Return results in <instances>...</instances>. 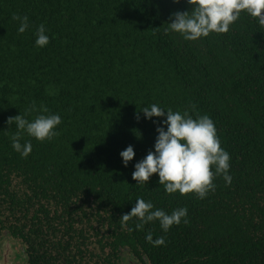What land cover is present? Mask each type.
<instances>
[{
    "label": "trees",
    "instance_id": "16d2710c",
    "mask_svg": "<svg viewBox=\"0 0 264 264\" xmlns=\"http://www.w3.org/2000/svg\"><path fill=\"white\" fill-rule=\"evenodd\" d=\"M191 11L186 0H0V239L20 242L27 264H264V26L242 12L226 34L168 31ZM14 15L29 17L25 33ZM41 24L50 43L38 48ZM34 102L49 111L26 114ZM152 104L214 121L230 185L216 176L205 199L166 194L158 174L136 185L158 135L141 111ZM19 114L60 115L59 135L23 134V158L7 123ZM137 198L168 214L187 207L188 223L136 230L121 218Z\"/></svg>",
    "mask_w": 264,
    "mask_h": 264
},
{
    "label": "clouds",
    "instance_id": "9594fccd",
    "mask_svg": "<svg viewBox=\"0 0 264 264\" xmlns=\"http://www.w3.org/2000/svg\"><path fill=\"white\" fill-rule=\"evenodd\" d=\"M179 2V0H176ZM192 6L191 12H176L170 17L172 20L168 31L177 33L186 41H196L208 37L211 33L226 34L230 27L246 12L264 26V0H186ZM18 23V33H25L29 25L27 15H14ZM47 29L41 24L36 30L35 45L38 48L46 47L50 43ZM166 110V112H165ZM49 110L41 105L36 108L35 102L27 112ZM143 117L158 123V135L154 144V151H149L146 157L135 164L132 179L136 185L144 187L154 174H158L159 184L163 186L166 194L179 193L184 196L194 193L198 198L205 199L208 193L215 188L213 183L216 176H223L226 185H230L232 177L229 175L230 154L221 146L214 121L208 116H198L193 119L187 112H174L157 104L145 106L141 109ZM159 118L158 121L153 118ZM8 125H15L17 131L11 137L12 147L23 158L32 152L30 141L21 144L23 134L37 141H51L57 135L56 130L62 123L58 114L38 115L29 121L19 114L9 118ZM120 156L124 167L135 157L134 147L129 145L121 151ZM214 169V171H213ZM187 207L179 208L166 213L163 209H155L151 201L137 198L135 206L129 213L122 216L127 221L137 218L136 230H142L146 224L159 221L161 230L167 233L173 226L181 222L188 223ZM146 241L154 247L163 246V236L153 239L151 233L146 234Z\"/></svg>",
    "mask_w": 264,
    "mask_h": 264
},
{
    "label": "rangeland",
    "instance_id": "374dc122",
    "mask_svg": "<svg viewBox=\"0 0 264 264\" xmlns=\"http://www.w3.org/2000/svg\"><path fill=\"white\" fill-rule=\"evenodd\" d=\"M3 238L4 239L0 241V259L2 254L7 252L10 259L9 262L11 264H27V256L24 246L9 236ZM127 255L130 257L129 254H125L124 256ZM123 264H127V262H124ZM133 264H136V261H134Z\"/></svg>",
    "mask_w": 264,
    "mask_h": 264
},
{
    "label": "flooded vegetation",
    "instance_id": "af4514ba",
    "mask_svg": "<svg viewBox=\"0 0 264 264\" xmlns=\"http://www.w3.org/2000/svg\"><path fill=\"white\" fill-rule=\"evenodd\" d=\"M3 239L4 238H1L0 241H2ZM0 250H1V248H0ZM9 260L10 259H9L8 253L6 252L5 254H2L1 259H0V264H5V262L7 263V261H9ZM9 264H11V263L9 262Z\"/></svg>",
    "mask_w": 264,
    "mask_h": 264
},
{
    "label": "water",
    "instance_id": "95a60500",
    "mask_svg": "<svg viewBox=\"0 0 264 264\" xmlns=\"http://www.w3.org/2000/svg\"><path fill=\"white\" fill-rule=\"evenodd\" d=\"M262 14H264V13H262ZM5 264H9V261H7V263L5 262Z\"/></svg>",
    "mask_w": 264,
    "mask_h": 264
}]
</instances>
